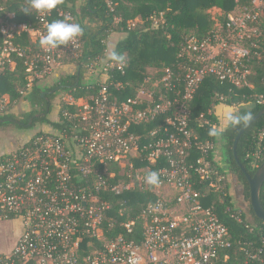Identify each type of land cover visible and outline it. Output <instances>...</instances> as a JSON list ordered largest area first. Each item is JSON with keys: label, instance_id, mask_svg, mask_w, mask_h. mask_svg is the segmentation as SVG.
Wrapping results in <instances>:
<instances>
[{"label": "built area", "instance_id": "obj_1", "mask_svg": "<svg viewBox=\"0 0 264 264\" xmlns=\"http://www.w3.org/2000/svg\"><path fill=\"white\" fill-rule=\"evenodd\" d=\"M5 1L0 0V73L7 63L15 66L14 56L28 60L31 90L36 80L66 64L77 68L82 35L50 51L39 44L54 10L59 18L75 22L70 13L58 5L48 12L36 11L41 27L35 28L5 14ZM104 2L113 10L112 0ZM235 2L236 7L222 13L205 34L187 35L176 63L161 76L148 69L135 94L124 100L113 97L109 82L115 71L125 74L127 64L115 62L107 49L83 65L94 78L87 83L100 86L96 95L64 98L67 110L63 120L59 114L57 119L61 128L38 131L0 155V223L17 221L23 226L10 253L0 254V264H264V238L259 246L234 240L210 201L211 192H221L229 180L217 158L221 139L210 134L219 124L205 116L193 120L190 109L207 78L235 89L251 88V65L264 62V0L245 6L241 0ZM25 34L38 52L18 42ZM8 103L0 99L1 115ZM193 124L205 132L204 138ZM259 139L255 152L247 156L251 170L262 160L264 129ZM152 171L160 175L158 187L145 183ZM150 187L157 200L141 211V239L136 219L121 224L125 234L108 239L105 229L114 220L111 196ZM120 206L122 216L126 200ZM225 212L243 223L241 212L230 207Z\"/></svg>", "mask_w": 264, "mask_h": 264}, {"label": "trees", "instance_id": "obj_2", "mask_svg": "<svg viewBox=\"0 0 264 264\" xmlns=\"http://www.w3.org/2000/svg\"><path fill=\"white\" fill-rule=\"evenodd\" d=\"M252 0H241V5H250ZM113 10L104 0H85L83 5H78L77 0H62L58 7L68 12L76 23L83 28V55L73 75L60 77L57 84L52 88H40L36 85L31 90L27 88V62L28 60L13 57L12 62L5 65V70L0 73V99L7 96L9 103L6 112L0 119H13L16 122L0 124V126H16L19 129H31L37 124L51 125L53 128H61L60 122H51L48 116L52 112V102L57 96V91L66 92L69 96L77 99L90 98L96 95L100 86L88 84L86 70L83 65L102 56L109 46L106 42L112 34L121 35V38L113 46V53L124 57L127 64L126 73L115 71L114 78L109 82V91L117 100H124L135 94V87L147 75L148 69L158 71L173 66L177 60L180 45L189 34H205L214 24L210 10L217 8L223 13H228L236 7L235 0H112ZM56 9V8H55ZM5 14H13V21L17 23H31L35 28L41 24L37 20V12L30 7V0H6L4 2ZM120 19V22H115ZM64 20L57 16L56 10L50 19ZM135 22V26L132 23ZM18 42L24 47L38 52V46L27 36L23 35ZM264 53V39L262 41ZM3 45V36L0 34V52ZM30 61V58H29ZM252 75L249 78L251 88L235 89L222 86L213 78H207L201 85L194 100L191 102V117L193 120L200 116L217 122L219 128L216 132L224 141V162L228 173L234 175L240 187L243 189L244 199L249 203L247 212H241L243 223H237L225 212L230 207L232 212L239 213L234 209L230 194L229 180L226 179L224 189L221 192L210 194V201L214 202L220 219L231 232L234 240L251 241L255 246L260 245V239L264 238V221L259 219L251 207L250 186L242 171V164L251 176L256 170H251L247 156L255 152L260 142V134L264 129V116L256 120L241 136L237 144V158L234 154V143L240 130L261 110L264 109V62L256 61L252 65ZM224 98L220 101V98ZM24 99L29 101L33 110L26 114L23 119L17 118L7 111L12 104ZM236 112L234 118H240V123L233 124L222 113V107ZM67 106L63 105L59 110V119L63 120V113ZM212 112V113H211ZM219 114V115H218ZM227 115V114H226ZM249 116L245 121L243 118ZM195 126L196 133L205 137V132ZM207 133V132H206ZM215 139V136L213 137ZM264 149V140L262 142ZM198 156V153H194ZM217 164V162H216ZM264 164V151L259 168ZM258 170V169H257ZM223 172V169L220 168ZM226 174V173H224ZM261 204L264 208V185L260 194ZM126 200L127 212L119 215L120 203ZM157 200L153 187L147 190L134 189L120 197L111 196L110 201L113 209L110 216L113 217V225L105 235L113 239L118 235L125 234L121 227L124 222L136 219V234L141 239V223L139 218L142 209L149 203ZM250 225L252 232L247 229ZM235 248H239L235 245ZM243 256V254L241 255ZM240 256V257H241ZM242 258V257H241Z\"/></svg>", "mask_w": 264, "mask_h": 264}, {"label": "rangeland", "instance_id": "obj_3", "mask_svg": "<svg viewBox=\"0 0 264 264\" xmlns=\"http://www.w3.org/2000/svg\"><path fill=\"white\" fill-rule=\"evenodd\" d=\"M211 14L212 20H217L222 15V11L220 9L214 8L209 11ZM121 38V35L112 34L108 39V46L109 51L113 52V46ZM112 48V49H111ZM74 66L70 64H66L64 68H59L55 71V73L50 77H45L42 80H36L35 85L40 88H52L54 87L60 77L73 75L76 72ZM94 78H90V81H93ZM57 96L55 97L54 101L52 102V112L48 116L51 122H56L58 119V114L60 108L63 106L62 100L68 97L69 95L66 92L57 91ZM4 98H7L5 96ZM8 99V98H7ZM33 110V107L29 101H25L21 99L20 101L12 104L9 107L7 113L14 114L17 118L23 119L26 114L30 113ZM222 113L224 116H228L232 114V110L228 109L227 107H222ZM227 114V115H226ZM235 115L236 112H233ZM231 115V116H234ZM53 127L51 125H41L37 124L35 127L31 129H19L16 126H0V151L13 149L16 144L20 141H24L28 139L30 136L36 134L38 131H49L52 130ZM224 141L221 140L218 142V149H217V158L219 163L227 170L224 162ZM229 177V186H230V194L232 198V203L234 205V209L239 210L240 212H247L249 209V203L247 200L244 199L241 188H235V185L239 184L237 182V178L232 175L228 174ZM235 181V182H234ZM23 230L22 224L19 225V222H4L0 223V254H8L14 247L17 239L19 238L20 233Z\"/></svg>", "mask_w": 264, "mask_h": 264}, {"label": "clouds", "instance_id": "obj_4", "mask_svg": "<svg viewBox=\"0 0 264 264\" xmlns=\"http://www.w3.org/2000/svg\"><path fill=\"white\" fill-rule=\"evenodd\" d=\"M62 0H30V7L35 9L37 12H48L56 8ZM83 28L79 23L70 22L68 19L55 20L47 26L46 35L42 36L39 44L46 50H52L59 48L60 46H66L71 41L80 37L83 34ZM113 60L119 64L124 63V57L113 53ZM245 121L250 119L249 116L243 118ZM228 120L233 124L240 123V118H234L229 115ZM211 135L216 133L210 132ZM145 183L149 186H159L161 184L160 175L157 171H152L145 177Z\"/></svg>", "mask_w": 264, "mask_h": 264}, {"label": "water", "instance_id": "obj_5", "mask_svg": "<svg viewBox=\"0 0 264 264\" xmlns=\"http://www.w3.org/2000/svg\"><path fill=\"white\" fill-rule=\"evenodd\" d=\"M264 116V109L261 110L259 113H257L239 132L235 143H234V154L236 160L239 162L237 158V144L241 138V136L244 134V132L259 118ZM240 167L242 171L244 172L245 176L247 177V180L249 182L250 186V195H251V207L255 213V215L264 221V208L261 204L260 194L262 187L264 185V164L256 170L255 174L253 176L250 175L246 167H244L242 164H240Z\"/></svg>", "mask_w": 264, "mask_h": 264}, {"label": "crops", "instance_id": "obj_6", "mask_svg": "<svg viewBox=\"0 0 264 264\" xmlns=\"http://www.w3.org/2000/svg\"><path fill=\"white\" fill-rule=\"evenodd\" d=\"M77 2H78V5L81 6V5H83V4L85 3V0H77ZM88 78H90V77L87 76V77H86V80H87ZM32 136H33V135H32ZM30 137H31V136H30ZM30 137H29V138H30ZM29 138H28V139H29ZM26 140H27V139H26ZM26 140L21 141V142L19 141V142L16 144V146H15L14 148L19 147V146L22 145ZM14 148H13V149H14ZM9 150H11V149H7V150L0 151V155H2L3 153L8 152ZM20 224H21V223L19 222V225H20ZM21 233H22V232H21ZM21 233H20V235H21ZM20 235H19V236H20ZM17 240H18V239H17ZM16 242H17V241H16ZM15 244H16V243H15ZM14 246H15V245H14ZM12 249H13V248H12Z\"/></svg>", "mask_w": 264, "mask_h": 264}, {"label": "flooded vegetation", "instance_id": "obj_7", "mask_svg": "<svg viewBox=\"0 0 264 264\" xmlns=\"http://www.w3.org/2000/svg\"><path fill=\"white\" fill-rule=\"evenodd\" d=\"M7 121H9L10 123H12V122H16V121H14L13 119H0V124H4V123H7ZM225 166H226V164H225ZM227 167V166H226ZM237 180V179H236ZM235 182V181H234ZM237 182H238V180H237ZM240 187V185L239 184H237V185H235V188H239ZM241 188V190H242V194H243V189H242V187H240ZM244 197V196H243Z\"/></svg>", "mask_w": 264, "mask_h": 264}]
</instances>
